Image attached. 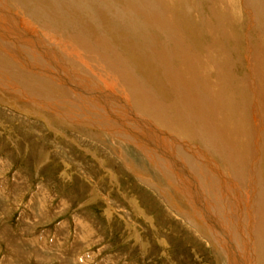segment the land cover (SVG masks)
I'll list each match as a JSON object with an SVG mask.
<instances>
[{
	"label": "rangeland",
	"instance_id": "1",
	"mask_svg": "<svg viewBox=\"0 0 264 264\" xmlns=\"http://www.w3.org/2000/svg\"><path fill=\"white\" fill-rule=\"evenodd\" d=\"M1 1H4L3 4L8 6L10 11H14L19 25L27 32L14 37L0 31L1 49L20 58L17 60L13 57L6 70L2 68L7 65L0 66V264H231L226 253L232 254L233 248L224 245L225 248L220 244L223 250L218 249L210 237L207 218L206 221L205 218L200 220L202 227L201 224L197 226L193 223L194 215H189L192 209L190 201L182 191L179 192L176 177L174 179L167 171L171 169L174 172L173 167H181L189 173L188 176L191 174L192 178L195 172L197 177L194 179L201 181L199 170H204L203 165H209L208 169H213V172L210 171L211 178L210 175L207 176L208 182L216 183L218 179L224 178L231 186L236 187L237 183V187L242 188L241 194L248 200L254 198L261 190L264 191V5L261 14L252 15L245 8V5L254 8L252 3H246L248 0H163L167 6L160 2L161 0H143V4L141 0L139 4L144 8L147 5L151 8L153 1L155 6H160L163 19L166 17L165 19L169 20L172 16V23L167 31L166 25L155 26V20L160 23L159 17H155L153 22L149 20V24H143V16L134 8L136 0H85L90 13L84 10L82 12L87 15L79 9L80 0ZM262 1L264 3V0ZM107 8L109 11L105 10ZM258 22L262 31L258 28ZM135 23H141V26ZM99 38L101 42L102 39L110 41L111 50H105ZM44 40L48 41V44ZM86 42H92L91 48H96L95 60L86 58L87 60L93 59L97 64L101 63V67L108 62L115 67L116 73L127 76L117 77L112 85L114 87H105L106 94H112L119 99V102L115 98L117 102L113 100V103H110L113 112L109 110L107 115L97 111L91 104L78 107L75 105L79 104L77 99L74 100L75 103L68 102L70 105L57 102L58 106L50 107V101L53 102L57 95L52 97L47 90H43L33 81L35 76L31 73L33 63L30 56H27L29 52H33L34 58L39 60L38 65H34V72L41 76L34 79L44 83L43 85L59 81L57 74L63 71V60L67 69H73L68 73L69 81L73 84H87L80 75L82 72L91 76L88 78L98 84L99 81L92 77L94 71L78 63V60L73 61L67 53L71 51L68 48L74 51L77 47L81 58ZM213 43L218 48H215ZM175 48L179 53L175 52ZM159 56L166 58L160 59ZM16 60L23 66L18 64L17 68L13 67L12 63ZM124 65L127 67L124 68ZM190 66L197 71L192 81V77L188 79ZM128 70H133L132 77L137 80L141 77L138 81L139 87L144 91L143 95L141 91H135L138 88L130 85L133 80L128 77ZM166 70L181 74L183 80L187 77L194 98L202 84L208 86L215 83L212 86L219 91L214 96L209 92V88L202 90L200 95L204 97L203 111L200 114L192 111L194 114L187 116L196 136L180 138L170 127L163 128L164 134H158L157 129L152 127L159 122L157 116L138 106L137 101L141 97L150 99L152 104L157 103L156 105L162 108H167L178 99V96L167 88L169 86L163 78ZM20 73L32 77L30 84L25 86L26 82L23 84L22 80L20 81ZM66 85L68 84L65 83L64 86ZM100 86L103 87L102 84ZM31 87L34 90L29 89L27 92ZM146 92L148 98L144 96ZM65 93L67 97L63 95L58 99L66 100L72 96L67 88ZM150 93L154 95H149ZM156 96L158 100L155 99ZM220 97L225 98L221 99L223 105L228 104L224 109L225 115L231 120L228 122L233 123L232 119H236L239 114L251 121L248 127V149L241 155V160L228 159V153L232 152L229 143L228 145L220 142L219 146L216 144L217 149L208 144V137L213 135L214 128H207L200 115L203 113L207 116L215 106L221 108L216 103V99L221 102ZM161 101H166V104L163 105ZM184 103L182 101L178 106ZM116 108L121 109L118 110V113L122 114L118 115L119 117L113 116ZM135 114L133 118L145 120L146 126L130 118ZM160 128L162 129V126ZM126 131L134 132L138 135V141L143 138L142 141L154 147L158 151L156 158L160 157L165 169L160 168L152 158L155 156L143 149L141 144L138 146L125 139L124 136L129 135ZM140 133H143V136ZM173 136L178 139L172 146L164 145L167 142L163 141V137ZM160 139L164 144L159 143V147L155 143ZM183 152L191 154L194 165L184 160L180 155ZM237 164H245V172L241 175L235 172L234 167H237ZM238 177L243 182L238 180ZM201 186L198 185V188ZM217 188L215 194L220 191H216ZM246 188L248 191H245ZM249 192L250 194H247ZM261 195L264 196V192H261ZM227 199L231 198L227 197L226 201ZM230 203L227 216L238 221L237 206L233 201ZM180 209L182 210L179 211ZM225 223L223 221L220 224L223 226ZM57 237L59 241L56 243ZM40 248L46 252L40 251ZM246 261L248 263L244 264H264V257Z\"/></svg>",
	"mask_w": 264,
	"mask_h": 264
},
{
	"label": "bare ground",
	"instance_id": "2",
	"mask_svg": "<svg viewBox=\"0 0 264 264\" xmlns=\"http://www.w3.org/2000/svg\"><path fill=\"white\" fill-rule=\"evenodd\" d=\"M18 1V0H17ZM37 1V0H36ZM54 1V0H53ZM71 1V0H70ZM96 1V0H95ZM137 1V4H134V8L137 10V13H140L143 17V24L148 23V21L150 20V22L155 18V17H159V21L160 23H157V21L155 20V26H161V25H166L167 27L165 29H169L170 28V25L172 23V16L170 17L169 20H166L165 18L163 19V16L161 15V11L162 9L160 8V6H155V3L153 1V4H151V8L147 7L144 8L142 7L141 4H139V2L141 0H136ZM235 1V0H233ZM250 1V2H249ZM1 2V5H0V31L1 32H4L6 35H9V36H12L14 35V37H17L19 35L22 34V32L26 33V29L23 28V26L19 25V21H18V18H17V15L15 13H13L14 11H10L9 10V7L7 8L3 2L0 0ZM158 2V1H157ZM160 2L163 3V0H161ZM158 2V4L160 3ZM236 2V1H235ZM239 2V1H238ZM79 3V2H77ZM80 3L78 6H79V9L81 10V12L84 10L86 12H89L88 8H87V4L85 2V0H80ZM143 0H142V4H143ZM149 3V2H148ZM246 3H252L254 8L251 6H247L245 5L247 11L249 13H252V15H256L255 13L259 14L261 12V9L264 5L263 1L262 0H248ZM245 3V4H246ZM165 6L166 5V2L163 3ZM221 4V3H220ZM20 5V4H19ZM35 5V4H34ZM93 5V4H92ZM10 6V4H9ZM104 6V5H103ZM111 6V5H110ZM115 6V5H114ZM123 6V5H121ZM132 6V5H131ZM150 6V4H149ZM219 6V5H218ZM225 6V5H224ZM36 7V6H35ZM75 7V5H74ZM101 7V5H100ZM162 7V5H161ZM221 7V6H220ZM230 7V6H229ZM33 8V7H32ZM102 8V7H101ZM129 8V7H128ZM170 8V7H169ZM31 9V8H30ZM115 9V8H113ZM233 9V8H232ZM105 10H108L105 9ZM227 10V9H226ZM253 10V11H251ZM26 11V10H25ZM70 11V10H69ZM75 11V10H74ZM78 11V10H77ZM109 11V10H108ZM118 11V10H117ZM120 11V9H119ZM124 11V10H123ZM130 11V10H129ZM30 12V11H29ZM80 12V13H81ZM86 12H82V13H86ZM232 12V11H231ZM34 13V12H33ZM90 13V12H89ZM109 13V12H108ZM21 14V13H20ZM32 14V13H31ZM97 14V13H96ZM117 14V13H116ZM233 14V13H232ZM261 14V13H260ZM85 15V14H84ZM87 15V13H86ZM95 15V13H94ZM138 15V14H137ZM65 16V15H64ZM126 16V15H124ZM60 17V16H59ZM68 17V16H67ZM81 17V16H80ZM136 17V16H135ZM261 17V16H260ZM259 17V18H260ZM119 18V17H118ZM127 18V17H126ZM174 18V17H173ZM77 19V18H76ZM92 19V18H91ZM120 19H121V16H120ZM168 19V18H167ZM264 19V17H263ZM24 20V19H23ZM62 20V19H61ZM78 20V19H77ZM122 20V19H121ZM137 20V19H136ZM171 20V21H170ZM47 21V20H46ZM92 21V20H91ZM90 21V22H91ZM94 21V20H93ZM97 21V20H96ZM126 21V19H125ZM175 21V20H174ZM21 22V21H20ZM71 22V21H70ZM153 22V21H152ZM263 22V21H262ZM48 23V22H47ZM119 23V21H118ZM100 24V23H99ZM98 24V26H99ZM136 24V23H135ZM138 25H140L141 23H137ZM136 24V25H137ZM258 28L260 29V22H258ZM263 24V23H262ZM261 24V25H262ZM47 25V24H46ZM69 25V24H68ZM92 25V24H91ZM131 25V24H130ZM169 25V26H168ZM175 25V24H174ZM119 26V25H118ZM120 26H121V23H120ZM141 26V25H140ZM146 25H144L145 27ZM172 26V25H171ZM117 27V26H116ZM114 27V28H116ZM122 27V26H121ZM162 27V26H161ZM160 27V28H161ZM223 27V26H222ZM264 27V26H263ZM76 28V27H75ZM92 28V27H91ZM96 28V26H95ZM137 28V27H136ZM157 28V27H156ZM254 28V27H253ZM252 28V29H253ZM55 29V28H54ZM141 29V28H140ZM140 29L136 30V29H133L135 31H139ZM144 29V28H143ZM167 29V31H168ZM263 29V28H262ZM33 30V29H32ZM77 30H78V26H77ZM82 30V28H81ZM98 30V29H97ZM142 30V29H141ZM160 30V29H159ZM261 30V29H260ZM85 31V30H84ZM93 31V30H92ZM115 31H117L115 29ZM152 31V30H151ZM262 31V30H261ZM86 32V31H85ZM98 32V31H97ZM101 32V31H100ZM134 32V31H132ZM161 32V31H160ZM159 32V33H160ZM51 33V32H50ZM67 33H70V32H67ZM80 33V31H79ZM113 33V32H112ZM145 31L142 33L144 34ZM166 33V32H165ZM169 33V32H168ZM61 34V33H59ZM138 34V32H137ZM37 35V34H36ZM80 35V34H79ZM79 35H78V38H79ZM115 35V34H114ZM162 35V34H161ZM160 35V36H161ZM258 35V34H257ZM260 35H262L260 33ZM98 36V35H97ZM138 36V35H137ZM163 36V35H162ZM168 36H170L168 34ZM231 36V35H230ZM264 36V35H262ZM77 37V36H76ZM83 37V36H81ZM102 37V36H100ZM140 37V35H139ZM138 37V38H139ZM165 37V36H164ZM174 37V36H173ZM172 37V38H173ZM254 37H257L256 35H254ZM10 38V37H9ZM20 38V37H19ZM61 38V37H60ZM111 38V37H110ZM147 38V37H145ZM261 38V36H260ZM37 39V38H36ZM100 39V42H101V38ZM141 39H142V36H141ZM148 39V38H147ZM170 39V38H169ZM224 39V38H222ZM24 40V38H23ZM33 40V39H31ZM39 41V39H37ZM82 40L85 41V39L83 38ZM115 40V39H114ZM151 42H155L153 39H150ZM28 41V40H27ZM41 41V40H40ZM45 41V40H44ZM79 41V40H78ZM148 41V40H147ZM171 41V40H170ZM256 41V40H255ZM261 41V40H260ZM46 42V41H45ZM48 42V41H47ZM46 42V44H48ZM67 42V41H66ZM110 41L108 40H103L102 39V47L108 50H111L110 49V44H109ZM112 42V41H111ZM116 42V41H115ZM210 42V40L208 41ZM31 43V42H30ZM174 41H173V45H174ZM32 44V43H31ZM35 44V42H34ZM44 44V43H43ZM50 44V43H49ZM71 44V43H70ZM100 44V43H99ZM148 44V43H147ZM150 44V43H149ZM164 44H165V41H164ZM171 44V45H172ZM2 45V44H1ZM1 45H0V66L3 65V66H6V67H3L2 69L3 70H6L7 67H8V64L10 62L11 59H13V57L17 60H19V56L18 58L15 57L16 54H7L5 53V51H3L1 49ZM45 45V44H44ZM62 45V44H61ZM86 47L85 48V52L83 55H86L85 58H82L83 55H81L82 59L79 57V54L77 53V50L78 49L77 47L75 48V50L73 51L71 48H68L70 49L71 51L70 52H67L68 55L70 56V58L75 61V60H78L79 62L78 63H82L84 64L88 69H91L92 71H94V75L92 77L96 78L95 80L96 81H99V83H95L92 79H89L90 77L88 76V74H82L80 73L79 69L75 67L76 70H79L78 72L80 73L81 77L83 79H85V81L87 82V84H85V86H78V85H75L73 84V82L69 81V75L68 73L73 69L69 68L67 69L63 64V62L61 61V66H62V72L60 74H57V79L59 81H54V82H49L47 81V83L49 85H43L40 83V81L38 82L37 79L35 80L34 78L37 77V76H41L40 74L34 72V68L35 66L34 65H38L37 63H39L33 56V52H29L27 56H30L31 58V62L33 63L32 64V68L30 69H33V71H31V73L34 74V78H33V81L36 83V84H39L43 90H47V92L53 97L55 95H57L56 99L49 103V105H51L50 107L52 106H58L59 103H62L64 105H70L68 102H74L75 99H77L79 101V104H75L77 105L78 107L80 106H83V105H86V104H91V106H93V108H95L97 111H100L102 113H106L109 114L111 110V107L112 105L110 103H113V100L116 101V96L112 95V94H106V89L105 87H107L108 85L109 86H112L113 84H115V80L119 78V76H126V74H118L116 73V69L114 66H112L111 64H109L108 62L107 63H104V67H101V63L100 64H97L94 60L95 58V53H96V48H91L92 46V42H86ZM101 45V44H100ZM150 45H153V44H150ZM169 45V44H168ZM184 45V44H183ZM29 46V45H28ZM34 46V45H32ZM53 46V45H52ZM78 46V45H77ZM83 46V45H82ZM146 46V44H145ZM149 46V45H148ZM170 46V45H169ZM179 46V45H177ZM187 46V45H186ZM213 46H214V43H213ZM5 48V46H2ZM14 47V46H13ZM44 47V46H43ZM98 47V46H97ZM215 47V46H214ZM42 48V47H41ZM53 48V47H52ZM100 48V47H99ZM147 48V47H146ZM145 48V49H146ZM153 48V47H152ZM173 48V47H172ZM179 48V47H178ZM181 48V47H180ZM185 48V47H184ZM208 48V47H207ZM206 48V49H207ZM215 48H218V47H215ZM37 49V48H36ZM80 49V47H79ZM159 49V48H158ZM186 49V48H185ZM7 50V49H6ZM9 50V49H8ZM11 50V48H10ZM15 50V49H14ZM33 50V48H32ZM48 50V49H47ZM152 50V49H151ZM159 50H162L161 48ZM169 50V49H167ZM214 50V48L212 49ZM53 51V50H52ZM62 51V50H60ZM154 51V50H153ZM176 48H175V52H176ZM207 51V50H206ZM215 51V50H214ZM217 51V50H216ZM12 52V50L10 51ZM24 52V51H22ZM54 52V51H53ZM64 52V51H63ZM62 52V53H63ZM79 52V51H78ZM113 52V51H112ZM164 52V51H163ZM167 52V51H166ZM178 52V51H177ZM186 52V51H185ZM14 53V52H13ZM38 53V52H37ZM179 53V52H178ZM189 53V52H188ZM207 53V52H206ZM209 53V52H208ZM247 53V52H246ZM27 54V53H26ZM40 53H38L39 55ZM55 54V53H54ZM160 54V53H158ZM171 54V53H170ZM169 54V55H170ZM37 55V57H38ZM42 55V54H41ZM58 55V54H57ZM66 55V54H65ZM67 55V56H68ZM112 55V54H111ZM114 55H116V53L114 52ZM157 55V54H156ZM190 55V54H189ZM208 55H211V54H208ZM64 56V54H63ZM66 56V57H67ZM68 56V57H69ZM173 56V55H172ZM252 56V55H251ZM262 56V55H261ZM36 57V55H35ZM60 57V56H59ZM67 57V59H68ZM99 57V56H98ZM117 57V56H116ZM169 57V56H168ZM174 57V56H173ZM44 58V56L42 57ZM49 58V56H48ZM86 58H93L92 60H87ZM160 59L162 58H166V57H162V56H159ZM178 58V57H177ZM191 58V57H190ZM27 59V58H26ZM54 59V58H52ZM57 59V57H56ZM114 59V57L112 58ZM122 59V58H121ZM170 59V57H169ZM174 59V58H173ZM176 59V58H175ZM189 59V58H188ZM261 59V58H260ZM16 60V62H17ZM48 60V59H47ZM58 60V59H57ZM56 60V61H57ZM178 60V59H177ZM204 60V59H203ZM202 60V61H203ZM54 61V60H53ZM67 61V60H66ZM126 61V60H125ZM129 61V60H128ZM156 61V60H155ZM158 61V60H157ZM167 61V60H166ZM172 61V60H171ZM181 61V60H180ZM15 61H13L12 63V66L17 68V65L19 64L18 62L16 63ZM110 62V61H109ZM173 62V61H172ZM188 62V60H187ZM204 62V61H203ZM253 62V61H251ZM122 63V62H121ZM158 63V62H157ZM167 63V62H166ZM175 63V62H173ZM250 63V62H249ZM21 64V63H20ZM19 64V65H20ZM76 63H74L75 65ZM125 64V63H124ZM131 64V63H130ZM170 64V62L168 63ZM193 64V63H192ZM28 65V64H27ZM99 65V66H98ZM126 65V64H125ZM124 65V66H125ZM159 65V64H158ZM167 65V64H166ZM201 65V64H200ZM21 66V65H20ZM23 66V64H22ZM21 66V67H22ZM46 66V64L44 65ZM42 66V67H44ZM98 66V67H97ZM131 66V65H130ZM129 66L130 69H132L131 67ZM160 66V65H159ZM48 67H50V65H48ZM106 67V68H105ZM127 66H125L124 68H126ZM139 67V66H138ZM173 67V66H172ZM11 68V67H10ZM24 68V67H23ZM45 68V67H44ZM86 68V69H87ZM176 68V67H175ZM215 68V67H214ZM27 69V68H26ZM37 69V68H36ZM85 69V70H86ZM95 69V70H93ZM128 69V68H127ZM190 76H188V79H190L189 77H192L190 80L192 81L193 77L195 76L196 74V70L193 66H190ZM9 70V69H8ZM14 70V69H13ZM25 70V68H24ZM39 70V68H38ZM53 70V69H52ZM58 69H56L57 71ZM74 70V71H76ZM157 70V69H156ZM164 70V69H163ZM161 70V71H163ZM177 70V69H176ZM175 70V71H176ZM12 71V70H10ZM16 71V70H15ZM26 71V70H25ZM29 71V70H28ZM51 71V70H50ZM90 71V70H89ZM125 71V70H124ZM133 71V70H132ZM131 71V72H132ZM171 71V70H170ZM170 71H164V75H163V78L164 80L166 81V83L168 84L169 87V90H171L172 93L176 94L178 96V99L175 101H173L171 103V105H167L168 107L167 108H162L161 106L159 105H156V104H152L151 103V100L150 99H145L143 97H141L137 103H138V106H140V108L142 110H144L145 112H148L150 113L151 115H154V116H157V119L159 120L158 124L160 126H162V129L160 128V126L155 123V125H153L152 127H154V129H157V133L158 134H164L165 132V127H170L173 131H175V135L182 138L183 137H193L194 134V131H193V127L189 124L188 120H187V116L189 115H192L194 114L192 111H196L197 113L195 114H200L202 111H203V107H204V97H202L200 95V92L202 90H206L207 88H209V92L212 94V95H217L218 94V90H215V87L212 86L213 84L215 83H212L210 85L207 86V84H202L201 86H199V90L195 96V98L193 97L194 93H192L190 91V80H187V77L185 78L186 80H183L181 79L182 77L181 74H178V73H174V72H170ZM180 71V69L178 70ZM21 72V71H20ZM131 72L128 70L127 71V75L128 77H130V80L133 82V84H130V85H134V87L138 88V90H135V91H141V94L144 93L143 90H141V87H139L140 85V81L137 80L136 77H132V74ZM23 73V72H22ZM43 73V72H41ZM53 73V72H52ZM78 73V74H79ZM91 73V72H90ZM108 73V74H107ZM180 73V72H179ZM49 74V73H48ZM70 74V73H69ZM117 74V75H115ZM163 74V73H162ZM246 74V73H245ZM32 75V74H30ZM45 75V74H44ZM56 75V74H54ZM92 75V73H91ZM110 75V76H109ZM140 75V74H139ZM186 75V74H185ZM236 75V74H235ZM15 76V75H14ZM19 78H20V81L22 80V83L24 84L25 82V86L26 84H30L29 81L30 79H32L31 76H29V74H19L18 75ZM75 76V75H74ZM79 76V75H78ZM76 76V77H78ZM134 76V75H133ZM199 76V75H198ZM46 77V76H45ZM89 77V78H88ZM112 77V78H110ZM118 77V78H117ZM120 77V79H121ZM123 77V78H124ZM154 77V76H153ZM215 77V76H214ZM235 77V76H234ZM2 78V77H1ZM80 78V77H79ZM127 78V76L125 77ZM184 78V76H183ZM261 78V77H260ZM4 79V78H3ZM45 79V78H44ZM144 79V78H143ZM216 79V77H215ZM252 79V78H251ZM6 80V79H5ZM48 80V79H47ZM126 80V79H124ZM183 80V81H181ZM208 80V79H207ZM17 81V80H16ZM52 81V80H51ZM82 81V80H81ZM155 81V80H154ZM215 81V80H214ZM244 81H248V80H244ZM76 82H78V80H76ZM127 82V81H126ZM131 82V83H132ZM144 82V81H143ZM159 82V81H158ZM249 82V81H248ZM17 83V82H16ZM68 84L66 85V87L64 86V84ZM165 83V85H166ZM204 83V82H203ZM250 83V82H249ZM83 84V83H82ZM100 84L103 85L100 86ZM125 84V83H124ZM128 84H129V80H128ZM143 84V83H142ZM145 84V83H144ZM143 84V85H144ZM147 84V82H146ZM126 85V84H125ZM248 85V84H247ZM159 86V85H158ZM161 86V85H160ZM163 86V85H162ZM252 86V85H251ZM256 86V85H255ZM114 87V86H112ZM27 88V87H26ZM35 88V87H34ZM38 88V87H37ZM67 88V91H69L72 96L69 98H67L65 100V98H61V99H58V97L60 98V96H66V93H65V90ZM31 90V88H28L27 89V92L28 90ZM151 90L153 88H150ZM150 89H147V90H150ZM194 89V88H193ZM197 88H195L196 90ZM256 89V88H255ZM34 90V89H32ZM129 90V89H128ZM194 90V91H195ZM252 90V89H251ZM250 90V91H251ZM38 91V89H37ZM58 91V92H57ZM133 91V90H131ZM133 91V92H135ZM154 91V90H152ZM31 92V91H30ZM42 92V91H41ZM155 92V91H154ZM255 92V91H254ZM44 93V92H43ZM69 93V94H70ZM149 93V92H148ZM169 93V91H168ZM257 93V92H256ZM68 94V92H67ZM70 94V95H71ZM154 95L153 93H150L149 95ZM157 93H155L156 95ZM159 94V93H158ZM258 94V93H257ZM143 95V94H142ZM147 92H146V98H148L147 96ZM163 95V94H162ZM170 95V94H169ZM135 96V95H134ZM141 96V95H140ZM231 96V95H230ZM67 97V96H66ZM118 97V96H117ZM150 97V96H149ZM155 96H153L154 98ZM157 97V96H156ZM166 97V96H165ZM171 97V96H170ZM173 97V96H172ZM116 98V99H115ZM119 98V97H118ZM152 98V96H151ZM159 101L161 100V97H159ZM206 98V97H205ZM53 99V98H52ZM156 100H158V97L155 98ZM169 99V97H168ZM220 100L221 99H225L224 97H220L219 98ZM236 98H234L233 100H235ZM82 100V101H80ZM119 99H117L118 101ZM163 100V99H162ZM116 101V102H117ZM135 101V100H134ZM153 101V99H152ZM180 101V102H179ZM185 102L184 104L178 106L179 103H182ZM236 101V100H235ZM245 101V100H243ZM59 102V103H57ZM83 102V103H82ZM98 102H101V103H98ZM119 102V101H118ZM149 102V103H148ZM246 102V101H245ZM259 102V101H258ZM75 103V102H74ZM73 103V104H74ZM161 103L164 105L166 104V101L165 103H163L161 101ZM216 103H218L221 108L219 106H215L214 110L208 114L207 116L206 115H203V113L200 115V118H202V122H204V125L207 127V128H210V129H215V131L213 132L212 130V133L213 135H209L208 137V144H211L213 145V147H215L217 149V145L219 146L220 142H225V144H230L232 146V149L230 153H228V159L231 160V158H235V159H243V157L241 155L245 154L247 152V149H248V127H249V124L251 121H248L242 114H239V118L237 117L236 119H232V121H234L233 123L231 122H228V121H231L227 118V116L225 115L226 113L224 112V109L228 106V104H224L223 105V101L221 100L220 101H217L216 99ZM72 104V103H71ZM72 104V105H73ZM122 104V103H121ZM136 104V103H135ZM238 104V103H237ZM127 105V104H125ZM137 105V104H136ZM153 105V106H151ZM62 106V105H61ZM125 107V106H123ZM76 108V107H75ZM81 108V107H80ZM79 108V109H80ZM126 108V107H125ZM21 109V108H20ZM61 109V108H60ZM117 110L114 112V115L113 116H117L119 117L118 115H122V114H119L118 113V110H121L119 108H116ZM150 109L152 110V112H150ZM123 110V109H122ZM70 111V110H69ZM84 111V110H83ZM127 111V110H126ZM130 111V110H128ZM111 112H113L111 110ZM143 112V111H142ZM191 112V113H190ZM127 113V112H126ZM131 113V112H130ZM162 113V114H161ZM255 113V112H254ZM40 114V113H38ZM55 114V113H54ZM85 114V113H84ZM83 114V115H84ZM134 114V113H133ZM42 115V114H41ZM87 115V114H86ZM85 116V115H84ZM133 116H136L135 115H131L130 118H133ZM145 116V115H143ZM197 116V115H195ZM261 116V115H260ZM87 117V116H85ZM102 117V116H101ZM199 117V116H198ZM204 117V118H203ZM83 118V117H82ZM91 118V117H90ZM234 118V117H233ZM256 118V117H255ZM253 118V121L254 119ZM85 119V118H84ZM102 119V118H101ZM113 119V118H112ZM135 121H137L136 123L138 124H143L146 126V121L143 120V119H135L133 118ZM97 120V119H96ZM257 120V119H256ZM255 120V121H256ZM108 121V120H106ZM116 121V120H115ZM123 121V119H122ZM86 122V121H85ZM112 122V121H111ZM128 122V121H127ZM134 122V121H133ZM49 123V122H48ZM73 123V122H72ZM104 123V122H103ZM122 123V122H121ZM125 123V122H123ZM195 123V122H193ZM192 123V124H193ZM94 124V123H93ZM127 124H131V123H127ZM88 125V124H87ZM112 125V124H110ZM120 125H123V124H120ZM126 125V124H125ZM133 125V124H132ZM137 125V124H136ZM148 125V124H147ZM82 126V125H81ZM124 126V125H123ZM130 126V125H129ZM139 127H141L140 125H138ZM149 126V125H148ZM196 126V125H194ZM251 126V125H250ZM92 127V126H91ZM126 127V126H125ZM136 127V126H135ZM143 128H146L144 126H142ZM197 127V126H196ZM117 128V127H116ZM130 129V127H128ZM164 128V129H163ZM195 128V127H194ZM120 129V128H119ZM132 129V128H131ZM134 129V128H133ZM132 129V130H133ZM151 129V128H150ZM152 128V130H154ZM124 130H126L124 128ZM128 130V129H127ZM146 130V129H145ZM148 130V129H147ZM170 130V129H169ZM196 130V129H195ZM198 130V129H197ZM205 130V129H204ZM118 131V130H117ZM123 131V130H122ZM129 131V130H128ZM126 131V132H128ZM131 131V130H130ZM164 131V132H163ZM258 131V130H257ZM106 132V131H105ZM204 132V131H203ZM173 133V132H172ZM205 133V132H204ZM129 135H125V139L127 140H130L132 142H134L136 145H142L144 148L143 149H146L148 150L150 153H152L153 155L152 156H155V157H152L154 158L156 161H157V164L160 166L161 169H163L164 165H163V162L160 161V157L159 158H156L158 155H157V150L154 148V147H150L148 143L142 141L143 138H141L142 140L138 141V139H136V137L138 136L137 134H135L134 132L133 133H129ZM142 134L143 136V133H140ZM167 134V133H166ZM114 135V134H113ZM148 135V134H147ZM157 135V134H156ZM170 135V134H169ZM202 135V134H201ZM118 136V135H117ZM141 136V135H140ZM159 136V135H158ZM158 136H155V137H158ZM196 136V135H195ZM208 136V135H207ZM148 136H146L145 139H147ZM151 137V136H150ZM154 137V138H155ZM160 137V136H159ZM158 137V138H159ZM152 138V137H151ZM258 138V137H257ZM112 139V138H111ZM156 139V138H155ZM178 138L173 136L172 138L171 137H163V141L164 142H167V143H163L162 142V139H160V141L155 144H158L157 146H159V143H162L164 145H168L169 147L172 146V143L174 141H176ZM184 139V138H183ZM153 141H155L154 139H151ZM148 141V139L146 140ZM180 143V142H179ZM185 143V142H184ZM215 143V144H214ZM194 144V143H193ZM217 144V145H216ZM228 144V145H229ZM261 144V143H260ZM177 146V145H176ZM160 147V146H159ZM181 147V145H180ZM136 148V147H135ZM158 148V147H157ZM160 149V148H159ZM162 149V148H161ZM160 149V150H161ZM183 149V148H181ZM145 150V151H146ZM156 150V152H155ZM163 150V149H162ZM168 150V149H167ZM171 150V149H170ZM148 152V154H150ZM165 152V151H164ZM167 152V151H166ZM229 152V151H228ZM162 153V151H161ZM262 153V152H261ZM260 153V154H261ZM156 154V155H155ZM164 154V153H163ZM167 154V153H166ZM231 154V155H230ZM160 155V154H159ZM169 155V154H168ZM184 160L188 161V164L192 162V164L194 165L195 162L193 161V158L191 157V154L189 155V152H183L182 154H180ZM222 155V154H221ZM259 155V154H258ZM176 156V155H175ZM194 156V154H193ZM170 157V156H169ZM196 157V156H195ZM162 158V157H161ZM169 159V158H168ZM179 160V159H178ZM155 161V162H156ZM158 162L162 163V164H159ZM165 162V161H164ZM210 162V161H209ZM239 162V161H238ZM166 163V162H165ZM240 163V162H239ZM238 163V164H239ZM173 164V163H172ZM237 164V165H238ZM181 165V164H180ZM230 165V164H229ZM245 164H240L238 165L237 167H234L235 168V172L238 173L239 175L243 174L245 172ZM187 166V165H186ZM190 166V165H189ZM205 166V168L203 167ZM201 164V167L204 168V171L203 169H200L199 170V173H200V179H194L197 177V175H194L195 172H193V176L194 178H192V175L190 174L188 176L189 173H186L185 170L181 167H173V171L169 170L167 171V169L165 171L168 172V174L172 175L173 178L175 179L176 177V186L177 188L180 190L179 192L182 191V193L184 195H186V198L190 201V206L192 207V209L189 211V215L190 213L194 215V217L192 218L193 219V223H195V225L199 226L201 224V227H202V222L200 221L201 219H204L205 218V221H206V218L208 220V226L209 227V230H210V233H211V238L215 241L218 249H222L223 247H225L224 245H230L232 248H233V252L232 254L230 253H226L229 261L231 264H244L245 262H247L246 260H254L256 259L257 257H264V196L261 195V192H264L263 190H261V192L259 194H257L256 196H254V198L248 200L246 199L241 193L242 192V188H239L237 187V183H236V187L234 186H231L230 183L228 182V180H225L224 178H220L218 179V181L216 183H212V182H208V179L209 177H207L208 175H210V171L213 172V169H208V166L206 165H203ZM236 166V165H235ZM167 167V166H166ZM207 167V168H206ZM256 167V166H255ZM186 168V167H185ZM225 168V167H224ZM233 168V169H234ZM165 169V167H164ZM190 169V168H189ZM197 170V169H196ZM255 171V170H254ZM234 172V173H235ZM256 172V171H255ZM259 172V171H258ZM178 173V174H176ZM198 174V173H197ZM187 175V177H186ZM212 175V173H211ZM211 175H210V178H211ZM237 175V174H236ZM252 175V174H251ZM136 176V175H135ZM141 176V175H140ZM168 177H170L168 175ZM217 177V176H216ZM244 178V177H243ZM240 178L238 177V180ZM253 179V178H252ZM256 179V178H254ZM259 181H260V178H258ZM215 180V179H214ZM232 180V179H231ZM237 180V182H238ZM241 180V179H240ZM248 180V179H247ZM212 181V180H211ZM235 181V180H234ZM243 182V180H241ZM236 182V181H235ZM240 182V181H239ZM238 182V183H239ZM253 182V181H252ZM245 183V182H244ZM260 183V182H259ZM204 184V185H203ZM198 185H202L201 187L198 188ZM240 185V184H239ZM243 185V183H242ZM241 185V186H242ZM251 185V184H250ZM254 185V184H253ZM196 186V187H195ZM249 186V185H248ZM256 186V185H255ZM218 187L216 189V191H218L217 193L218 194H215V188ZM247 187V186H246ZM252 187V186H251ZM175 188V187H174ZM176 188V189H177ZM244 188V186H243ZM249 189V187H248ZM205 190V192H204ZM247 190V188L245 189V191ZM260 190V189H259ZM248 191V190H247ZM159 191H157L158 193ZM163 193V192H162ZM246 193V192H245ZM252 193V191H251ZM244 197H242L241 195ZM247 194H250L247 193ZM163 195V194H162ZM166 196V195H165ZM251 196V195H250ZM164 197V195H163ZM168 197V196H167ZM227 197H230L231 199H227L228 201H226V198ZM248 197V196H247ZM262 197V198H261ZM169 198H170V195H169ZM172 198V196H171ZM166 199V197H165ZM174 199V198H173ZM173 199H172V202H173ZM169 200V199H168ZM167 201V199H166ZM175 201V200H174ZM230 201H233L235 206H237V210L239 211L238 214V221H235L234 217H229L227 216V212H228V204L230 203ZM175 203V202H174ZM173 203V204H174ZM176 204V203H175ZM202 204V205H201ZM231 204V203H230ZM232 206V205H230ZM202 207V208H201ZM174 208V207H173ZM235 208V209H236ZM179 209V208H178ZM233 209V210H235ZM182 209H180L179 211H181ZM188 210V209H187ZM188 212V211H187ZM230 212V211H229ZM234 212V211H233ZM237 212V211H236ZM229 215V214H228ZM234 216V215H233ZM234 219V220H233ZM81 221V220H80ZM223 221H225V225H221L220 223H222ZM237 222V223H236ZM206 224V222H205ZM204 226V225H203ZM207 227H204L205 229H207ZM201 229V228H200ZM208 230V229H207ZM206 231V230H205ZM208 232V231H206ZM223 239H222V238ZM223 245V247L220 246ZM228 247V246H227ZM226 248V247H225ZM223 250V249H222ZM232 251V250H231ZM230 251V252H231ZM245 260V261H244ZM248 263V262H247ZM251 263V262H250ZM254 263V262H253Z\"/></svg>",
	"mask_w": 264,
	"mask_h": 264
},
{
	"label": "crops",
	"instance_id": "3",
	"mask_svg": "<svg viewBox=\"0 0 264 264\" xmlns=\"http://www.w3.org/2000/svg\"><path fill=\"white\" fill-rule=\"evenodd\" d=\"M58 237L56 238V243L58 242ZM40 251L46 252L43 248H40ZM26 257H27V252H26Z\"/></svg>",
	"mask_w": 264,
	"mask_h": 264
}]
</instances>
